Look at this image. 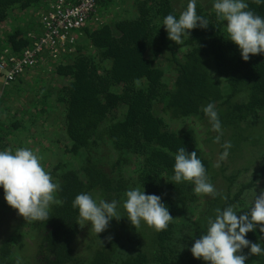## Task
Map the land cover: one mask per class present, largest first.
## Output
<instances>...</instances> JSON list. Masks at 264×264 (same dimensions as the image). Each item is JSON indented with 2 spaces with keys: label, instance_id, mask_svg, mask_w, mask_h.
I'll use <instances>...</instances> for the list:
<instances>
[{
  "label": "trees",
  "instance_id": "trees-1",
  "mask_svg": "<svg viewBox=\"0 0 264 264\" xmlns=\"http://www.w3.org/2000/svg\"><path fill=\"white\" fill-rule=\"evenodd\" d=\"M117 1H101L98 10ZM40 2L0 0V31L7 19ZM245 2L249 10L264 17V0L259 4L256 0ZM134 9L133 18L118 19L113 26L103 24L93 30L84 26L77 51L64 55L63 58L69 55L64 59L67 64L56 69L66 80L58 100L64 106L63 127L71 147L67 157L59 158L52 170L53 182L59 184L56 198L63 203L50 205L49 220L28 219L39 238L36 264H204L202 259L193 257L191 248L196 239L206 234L208 220L215 219L217 209L242 205L245 194L255 187L253 182L264 177V162L256 167L249 160L255 147L264 146V54L250 55L244 61L239 48L228 40L226 21L219 20L215 11L208 12L199 1L196 12L208 20V28L190 30L180 43L171 41L163 26L167 15L178 17L182 12L175 0H135ZM27 26L32 24L24 29ZM24 29L5 36L18 52L31 46L22 35L34 29ZM163 58L175 73L171 86L165 83L160 64ZM5 93L13 94L10 90ZM6 100L1 99L0 110ZM38 102L41 111L52 112L45 98L39 97ZM209 103L215 105L221 123L220 141L207 137L202 148L193 129L176 131L172 125L198 117L208 123L211 133L212 124L203 111ZM121 108V114L116 115ZM10 122L0 120L5 134L20 127L15 116ZM226 142L231 147L227 149L228 156L221 159ZM104 144L114 153L115 167L111 170L106 168L103 157H94ZM180 147L188 153L197 152L212 184L220 181L218 193L205 196L201 213L194 217H188L187 210L198 209L199 198L205 194H196L192 182L172 179L174 157ZM205 149L210 155L204 154ZM138 155L144 157L146 165L134 177L136 186L144 188L145 194L161 197L174 218L163 231L143 221L135 228L123 207L125 193L130 189L127 186L131 184L117 177L114 170ZM252 168L254 180L238 184L239 176ZM80 193H88L93 199L99 196L101 200L117 201L121 218L109 225L95 246L87 248V259L77 256L74 250L83 232L78 209L73 207ZM0 194L5 195L2 187ZM182 215L188 218L181 222L177 236ZM249 234L253 243L264 247V236L259 231ZM15 235L20 238L21 234ZM12 251L10 241L0 246V264H18ZM248 257V264H264V254Z\"/></svg>",
  "mask_w": 264,
  "mask_h": 264
},
{
  "label": "clouds",
  "instance_id": "clouds-1",
  "mask_svg": "<svg viewBox=\"0 0 264 264\" xmlns=\"http://www.w3.org/2000/svg\"><path fill=\"white\" fill-rule=\"evenodd\" d=\"M256 3L259 4L260 0ZM196 4L197 0H189L186 10L178 17L169 14L163 19L171 41L180 43L183 36H189L190 30L208 28V20L197 15ZM213 7L217 18L227 22L228 40L239 48L244 61H248L250 55L264 54V17L249 10L245 0H214ZM203 111L213 131L220 133L221 123L215 105L209 103ZM219 141L218 135L215 142ZM223 147L226 150L221 159L228 156L230 142ZM42 159L28 148H18L14 153L11 150L0 151V187L4 190L5 201L24 219L33 221L49 220L50 205L63 203L56 198L59 184L53 182ZM174 159V181L192 182L193 191L198 195H215V187L208 180L205 166L196 151L188 153L180 147ZM125 196L123 207L128 214L127 219L135 228L143 221L157 231H163L174 220L168 207L161 202V197L155 194H145L144 189L137 187L126 191ZM117 204L115 200L97 202L88 193L78 194L73 201L81 220L88 222L96 234L104 232L111 220L121 219ZM237 213L233 206L217 209L215 219L208 220L206 234L196 239L191 248L194 258L202 259L206 264H245L248 256L240 254L242 249L250 248V255L254 256L264 254L261 243H252L245 238L247 233L256 230L257 225L264 233V191L255 193L248 211L239 216ZM108 239L111 240V237Z\"/></svg>",
  "mask_w": 264,
  "mask_h": 264
},
{
  "label": "rangeland",
  "instance_id": "rangeland-1",
  "mask_svg": "<svg viewBox=\"0 0 264 264\" xmlns=\"http://www.w3.org/2000/svg\"><path fill=\"white\" fill-rule=\"evenodd\" d=\"M48 1L50 0H41L37 7L32 8L29 11L25 10L22 13L14 14L15 18H11L10 20L7 19V21L3 23L4 25L1 24L3 28H1L0 31V51L4 50L8 46L12 47L5 36L17 33V31L24 29L27 24H32V26H27V29H24V31L41 28L40 16L47 6ZM52 1L55 2V0ZM134 1L135 0H118L116 4L109 6V8L101 7L98 12H96L95 18L86 24L87 27H92L90 29L93 30L96 26L103 24L113 26L118 19L133 18L136 14ZM197 1L201 2L208 12L212 13L215 11L213 7L214 0ZM188 3L189 0H175L177 9L182 12L186 10ZM36 22L40 23V25H37ZM226 26L227 22L225 23V27ZM81 31L82 30L76 34L75 49L72 50L69 55L77 51L76 49L80 41L79 37L81 35ZM84 36H86L85 33ZM69 55L67 57H69ZM65 58L61 57L60 59H51L45 57L41 59L39 64L34 69L25 72V74L21 76L16 83L10 86L11 88L9 89H5L0 80V101L3 97L7 98L6 104L0 110V120L10 124V121L15 116L16 121H19L20 123V127L16 131L10 132L9 134H5V132H3V128L0 129V138H2L0 139L1 151L11 150L14 153L18 148H28L33 150L35 154L43 157L42 164L51 176L54 165H57L59 158L67 157L65 155L71 147V142H69V139L65 135L63 127V116L61 115V110L64 106L62 101L58 100L60 97L59 91L66 84V80L56 72L58 66L67 64L68 60H64ZM160 64L165 72V83L168 86H171L175 79L173 67L169 65L165 58L160 60ZM50 88H53L54 92L48 91ZM8 90H10L13 94L7 96L5 92H8ZM39 97L42 99L45 98V102L52 106V112H48L46 114L44 111H41V104L38 102ZM122 111L123 108L119 109L116 112V115L118 113L120 115ZM156 111H159V106L156 107ZM199 119L200 118L198 117H191L190 119L182 120L178 122V124L172 125V129L179 131L186 128L193 129L198 136L199 143L202 148H204L203 142L207 139V137L216 138V134L219 135V133H216L215 131L210 133L208 123L206 121L201 122ZM104 151L105 146L102 145L98 148L94 157L100 160ZM218 153L219 151L217 150L215 154L218 155ZM250 153H254V156L249 158L250 162H253L256 167H260V165L264 162V146L255 147ZM204 154L206 156L210 155L206 149L204 150ZM70 158L71 157L69 156L68 159ZM240 163L242 165H246L245 162L241 161ZM144 164L145 160L143 156H135L131 168L125 169V172L128 177H131L134 175L133 170L142 168ZM77 167L78 165L75 167L78 170ZM111 169L112 166L108 164V170ZM253 172V168L247 172H243V174H241L238 178V184H248L253 181ZM253 183L255 187L245 194L243 197L244 203L237 208L236 206H233L238 212V216L241 215L242 212H246L250 209L255 193L259 194L261 191H264V177L256 179ZM213 185L216 190L215 193H218V190L220 189V181H217ZM4 196L5 195L0 194V246L6 241H10L13 245L12 253L15 255L14 260H17L18 264H36L39 238L32 231L28 219H24L18 214L17 210L11 208L5 201ZM205 196L207 195L200 196L198 209L195 207L187 210L188 217H194L195 215H199L201 213V207L205 200H203V198H205ZM99 198V196H96L94 200L99 202L101 200ZM119 211L120 209L117 208V212L120 216ZM188 217H184V215H182V221H178V230L176 232L177 236L181 233V222L182 224L185 223L187 220L186 218ZM115 220L116 219L111 220L109 225H111ZM81 225L83 230L82 236L75 243L74 250L76 255L87 259L89 256L87 248L89 246H95L99 241V237L107 229L100 234H96L91 229V225L88 224V222L81 220ZM259 229L260 225H257L256 230L260 232ZM18 232L21 234L19 236L20 238L15 235ZM260 234L264 236V233L260 232ZM249 236L250 234L247 233L245 238L253 243ZM126 248L128 250L130 249L127 243ZM240 254L248 256V254H250V248L242 249ZM204 264H206V262H204ZM245 264H248V259L245 261Z\"/></svg>",
  "mask_w": 264,
  "mask_h": 264
},
{
  "label": "built area",
  "instance_id": "built-area-1",
  "mask_svg": "<svg viewBox=\"0 0 264 264\" xmlns=\"http://www.w3.org/2000/svg\"><path fill=\"white\" fill-rule=\"evenodd\" d=\"M101 1L104 0L48 1L40 16L41 28L24 35L31 46L19 52L11 46L0 51L3 87L12 86L25 72L34 69L41 59H60L71 53L75 49L76 34L97 12Z\"/></svg>",
  "mask_w": 264,
  "mask_h": 264
},
{
  "label": "flooded vegetation",
  "instance_id": "flooded-vegetation-1",
  "mask_svg": "<svg viewBox=\"0 0 264 264\" xmlns=\"http://www.w3.org/2000/svg\"><path fill=\"white\" fill-rule=\"evenodd\" d=\"M177 124H178V123H177ZM183 130H185V129H183ZM176 131H179V130H176ZM180 131H181V130H180ZM103 146H105V151H104L103 155L101 156V157L104 158V162H103V163L105 164L106 168L108 167V164H109L110 166H112V168L115 167V166H114V161H115V159H114V153L112 152V150H111V148H110L109 145L104 144ZM133 159H134V158H132V159L130 160V162L127 163L126 165H124V166H122V167H120V168L114 170L115 173L118 174L117 177L124 178L127 182H129V183L131 184V185L128 184V186H127V187H130V189H134V188H137V187H138V186H136V184H135V182H134V177H138V176H139V172H142L143 167L146 165V164H144V166H143L142 168H140V169H139V168L134 169V170H133L134 175L131 176V177H128V175H127L126 172H125V169H127V168H131V165H132V163H133ZM189 182H190V181H189ZM130 189H129V190H130ZM142 189H144V188H141V190H142ZM75 254H76V253H75ZM77 256H78V255H77Z\"/></svg>",
  "mask_w": 264,
  "mask_h": 264
}]
</instances>
